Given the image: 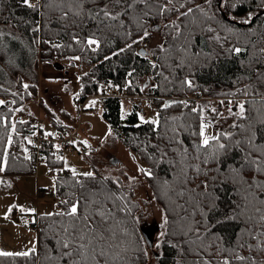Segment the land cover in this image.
<instances>
[{"label": "trees", "instance_id": "obj_1", "mask_svg": "<svg viewBox=\"0 0 264 264\" xmlns=\"http://www.w3.org/2000/svg\"><path fill=\"white\" fill-rule=\"evenodd\" d=\"M32 2L36 3V0ZM105 2L85 0L81 9L76 0H39V7L34 10L23 6L21 0H0V28H4L6 34L23 37L28 47H32L27 65L33 66V69V62L39 56L44 61L59 65L62 64L61 59L79 57L76 59L78 66L86 69L78 76L80 98L104 92L107 84L115 93L125 90L130 96L152 97L159 114L157 124L151 123L152 120H147V123L141 121L139 104L124 112L121 97H103L102 103L103 116L111 130L145 164L144 169H151L153 173L151 177L145 175V178L168 221L165 235L157 244L159 256L155 264H205V261L220 264L225 257L230 264H264V236H256L258 231H264V225L257 222L259 213L254 211L256 207L264 211V204L260 203L264 200V188L259 191L252 189L259 199H253L248 191L253 178L264 182V173L240 167L248 150L243 142L247 132L232 127L234 123H251L259 128L258 120L264 118V96L261 95L264 83L256 75L257 71L264 73V53L259 51L264 48V8L261 7V0H228L224 7H221L220 0H212L211 7L205 0H194L188 6L200 4L210 16L214 15V19L197 13L196 23H188L184 28V18L181 17L179 22L183 35L177 39H173L175 31L163 28V25L176 20L178 13L148 19L144 27H148L150 32L153 26L161 25L163 41L160 44H164L165 51L160 50V44L148 48L152 34L142 42L133 43L143 35V31L129 17H121L126 25L121 27L118 22H101L102 17L93 19L87 14V10ZM233 4L236 6L233 7ZM77 11L80 15H76ZM248 13L253 16L245 24L242 20L247 18ZM209 27L213 31H207ZM216 36L220 39L213 38ZM89 38L98 40V44L89 45ZM127 45L132 46L128 48ZM181 46L187 51H181ZM233 47L245 51L239 54L229 51ZM169 48L171 51H167ZM120 49L125 50L121 52ZM141 50L146 55H138ZM153 63L156 68L151 66ZM186 79L192 81L191 87L184 82ZM10 82L11 77L7 73L0 74V96L11 97L14 101L11 108L0 105V167H4V171L0 172V183L5 177L28 176L34 171L33 156H29L25 149L28 150V136L36 126L21 123L20 119H15V113L25 101L38 93V84L32 83L17 92L15 89L18 87L15 86L18 85ZM246 86H249L247 95L240 91ZM197 92L213 100H225L224 106L228 105L232 110H236L241 101L245 102L249 119L230 115L223 120L226 123L224 129H219L205 113L210 101L183 98ZM173 101L175 103H170ZM165 103H169V107L165 108ZM220 107L218 110L223 108ZM201 115L214 135L232 133L230 138L220 136L219 142L229 145L228 148L220 150L217 141H210L208 146L197 149L201 142L198 135ZM59 127L66 125L60 124ZM10 136L11 144L8 142ZM237 140L242 141L241 144L236 145ZM257 143L264 144V129L258 131ZM5 152L6 165L3 162ZM214 152L217 153L216 160L212 159ZM197 156L199 159L195 158ZM205 158H208V163H204ZM230 167L239 169V174L231 172ZM103 178L99 173H95V179L82 175L56 178L55 191L62 210L52 212L51 216L48 213L42 215L44 227L39 234L36 254L29 257L0 256V264H70L68 258H60L63 249L57 243L70 220L56 213L66 212L71 202L81 196L88 198L89 190H94L97 193L95 199L108 208L113 207L114 200L117 208L126 209L116 211L109 223L115 225L118 237L125 240L129 247L126 253L128 264H149L150 260L153 261L149 252L150 240L136 219L141 204L116 181ZM76 181L84 187L81 188ZM164 181L168 182L167 185ZM203 182L207 183V189ZM180 192H183L182 196ZM205 192L207 195H201ZM109 196L112 199H108ZM245 196H248L247 201ZM212 199H215L217 207L208 212L207 220L201 223L200 209L207 211L205 206ZM66 200L70 201L67 205L62 203ZM245 203L249 204L245 215H238L234 220L223 219L237 205ZM247 216L254 219L249 221ZM117 220L122 223L116 225ZM206 226L210 231H205ZM189 227H199L200 231H189ZM121 228H126L129 235L123 236ZM246 229L251 230V234ZM212 234L222 239H214ZM220 248L232 251L218 252ZM145 251L147 256L143 254ZM237 255L247 259L236 260ZM100 264H104L103 259H100Z\"/></svg>", "mask_w": 264, "mask_h": 264}, {"label": "rangeland", "instance_id": "obj_2", "mask_svg": "<svg viewBox=\"0 0 264 264\" xmlns=\"http://www.w3.org/2000/svg\"><path fill=\"white\" fill-rule=\"evenodd\" d=\"M0 32L3 33L0 35V74L7 73L11 77V82L18 85L15 86L18 87L15 89L17 92L21 88L25 90V84L28 86L32 83L38 84V93L16 110L15 119H19L23 113L40 114L42 127L47 132L55 130L53 124L55 120L73 127L81 122V130L77 136L79 152L67 157V167L71 172L75 169L78 174L88 171L99 173L116 181L119 187L132 194L133 199L141 204L136 219L150 240L147 242L153 261L150 260L149 264H155L159 256L157 244L162 238L161 233L165 231V211L155 200L145 174L140 171L141 168H145V164L122 143L104 118L101 97L87 98L80 121V110L74 101L80 97L79 73L86 69L78 66L76 59H61L62 64L59 65L44 61L40 56L35 63L33 62V69V66L27 65L30 52L33 50L32 47H28L24 38L6 34L4 28H0ZM151 34L148 48H153L163 41L161 29L157 30L153 26ZM204 96L206 97L204 100L210 101L205 109L207 119H210L212 124H217L219 129H224L226 123L223 120L229 118V109L232 108L224 106L225 100H213L210 96ZM2 97L5 101L2 105L11 108L13 99ZM150 100L152 97L148 95L125 97L123 110L126 112L132 105L139 104L140 117L143 116L145 121L157 119V109ZM219 105L223 107L220 110ZM213 108L216 112H212ZM238 111V106L236 110H232L233 113ZM206 134L214 135L211 126L206 128ZM27 154L31 155L29 149ZM31 175L5 177L0 183V250L20 252L33 245L38 249L42 229L40 231L29 229L23 218L25 215L35 218L36 209L42 218V215L56 211L60 205L55 191V179L44 174ZM130 177L136 179L130 180ZM10 206L13 207V211L8 213ZM21 206L25 209H35V212H21Z\"/></svg>", "mask_w": 264, "mask_h": 264}, {"label": "snow or ice", "instance_id": "obj_3", "mask_svg": "<svg viewBox=\"0 0 264 264\" xmlns=\"http://www.w3.org/2000/svg\"><path fill=\"white\" fill-rule=\"evenodd\" d=\"M23 6L30 8V9H37L39 7V0H36V3H33L32 0H21ZM85 0H76L77 5L83 9V4ZM92 3H96V0H91ZM228 0H220L221 7H224L227 4ZM194 3V0H106V2L102 6H97L94 9L87 10V14L92 17L93 19L102 17V21L104 20L109 22H118L121 27H126L124 21L121 19V17H129L133 22L137 24V27L143 31V35L139 36V39L136 41H133V43H139L144 41L147 37L150 36L151 32L148 27H144V23L148 19H152L154 17H164L168 13H178L176 20H170L166 24L163 25V28H169L175 31V36L173 39H177L180 36L183 35L181 23L179 22L181 17L184 18V28H187L188 23H196L197 16L196 14L199 13L201 16L206 17L207 19H214V15L210 16L208 12L205 10V8L200 4H195L194 7L188 6V4ZM205 3L211 7L212 0H205ZM236 4H233V7H235ZM261 7L264 8V0H261ZM69 8L71 9V4H69ZM181 9H184L181 11ZM67 16V13L64 14ZM76 15H80V12L77 11ZM253 14L248 13L247 18L243 19L242 22L247 24L251 21ZM110 26V25H106ZM155 29L160 30L161 25L157 24L154 26ZM37 29H33V31H36ZM207 31L211 32L213 31L212 28H208ZM228 31H232V29H228ZM131 35V33H128ZM0 35H3L2 32H0ZM75 38V37H74ZM216 40H219L220 37L216 36L213 37ZM88 44H98V40L89 38ZM132 45H127L128 48H131ZM58 47V45H57ZM161 51H165L164 44H160L158 46ZM125 49H120L121 52H123ZM181 51H187V49L183 46L180 48ZM167 51H171V48L167 49ZM229 51L235 52L237 54L241 53L242 51H245V49H242L240 47H233L229 49ZM261 53H264V48H261L259 50ZM115 55V53H114ZM138 55L144 56L146 53L141 50ZM199 55V54H197ZM74 59H79V57H74ZM107 59V57H106ZM153 68H156L157 65L153 63L151 65ZM162 74V73H158ZM131 75V73H129ZM257 79L260 80L262 83H264V73L257 71L256 73ZM167 79V77H165ZM185 83H187L190 87L192 86L191 80H185ZM25 88L28 87L27 84L24 85ZM147 87V85H145ZM247 87L245 89L240 90L243 91L245 95H247ZM143 90V89H141ZM262 96H264V93H261ZM5 101L0 100V105L4 104ZM95 101L92 102L94 104ZM170 103H175L170 102ZM165 108L169 107V103H165L163 105ZM238 112L233 113L231 109H229V114L239 117L240 119L248 120L249 117L246 116V109H245V102L241 101L238 104ZM193 111H196V109H193ZM212 112H216V109H212ZM159 114L157 113V117ZM141 121L147 123L148 121L144 120V117H140ZM175 119V118H173ZM201 123L199 126V133L198 135L201 137L200 145H197V149H199L200 146H208L210 141H217L218 148L220 150H224L229 147V145H226L224 143H220V136L223 135L225 137H231L232 133H221L217 135L209 136L206 134V128L208 127L207 124H205L204 120L205 117L201 115L200 117ZM23 123V121L21 122ZM153 124L158 123V119H153L151 121ZM259 128L256 127L254 124H233L232 127H239L242 130L247 132V135L245 136L244 143L247 145L248 150L244 153L243 157V163L241 164V168L244 167H250L254 168L256 172L258 173H264V144L257 143V134L258 131L264 129V118H261L258 120ZM13 131H15V124L12 125ZM46 135H51V133H47ZM9 144L12 143L11 137H9ZM242 141L237 140L235 141L236 145L241 144ZM28 143L31 144L32 141L29 139ZM75 143V142H73ZM86 143V142H85ZM57 148L60 146L57 145ZM27 151V149H25ZM241 151H244L243 149ZM257 153V155H253V153ZM187 154V151L185 150V155ZM196 159H199V156L195 157ZM59 159H63V157H59ZM212 159H217V153L212 154ZM4 164H7V152H5L4 155ZM204 163H208V158H205ZM4 171V167H0V172ZM141 172H143L146 176L151 177L153 175L151 169H140ZM197 171L199 172L200 169L197 166ZM219 171V169H217ZM230 171L236 174H239V169L231 168ZM73 176L76 175H82L84 177H87L89 179H95V172L88 171L84 172L82 174H78L75 169H72ZM103 179H108L107 177H104ZM130 180H135L136 177H130ZM215 179V178H213ZM77 184L80 185L81 188L84 187V185L80 181H76ZM164 183L167 185V181H164ZM204 183L205 189H207L208 185L206 182ZM255 188L256 191H259L261 188H264V182H257L255 178H253L252 183L248 185V191L252 193L253 199H259L258 196L255 195V192H252V189ZM97 193L94 190H89V196L88 198H85L84 196H81L78 198L75 202H71V207L66 211H62L59 213H56V215L59 216H67L69 217L70 223L63 228L64 235L63 237L57 241V243L60 245V247L63 249L61 253V259L68 258L70 261V264H100V259L104 260V264H128V257L126 256V253L129 251V247L126 246V242L123 239H120L118 237L116 227L115 225L109 223V221L113 220L115 217L116 211H125L126 209L121 207L117 208L115 205V201L113 200V207L108 208L106 204L102 203L100 200L95 199V196ZM114 195V194H113ZM179 195H183V192H180ZM201 195H207V193H202ZM108 199H112L111 196L108 197ZM120 199H124V197H120ZM244 200H248V196L244 197ZM64 204H69L70 201H62ZM261 204H264V200H260ZM199 207V206H198ZM207 208V211H204L203 209H200L201 215L203 217V220L201 223L207 220L208 212H212L216 209L217 205L215 203V199H212L209 204L205 206ZM249 207L248 203H245L243 205H237L234 209H232L231 213L229 215H226L223 219L224 220H234L238 217V215H245L247 209ZM81 208H83V212H81ZM91 208L92 210L89 211L88 209ZM13 211V207L10 206L8 209V213H11ZM21 212H35V209H25L24 207H20ZM130 211V210H128ZM256 213H259L258 216V223H261L264 225V211L261 210V208L256 207L254 209ZM6 213V216L7 214ZM47 215L51 216L52 213H48ZM98 218V219H97ZM253 216H247V220L251 221L253 220ZM167 217L165 216V223H167ZM218 223L222 221H217ZM122 221L117 220L115 222L116 225L121 224ZM189 231H195L199 232V227L192 228L189 227ZM205 231H210V229L206 226ZM248 231L249 234H251V230H245ZM120 233L123 236H128L129 233L126 228H121ZM165 233H161V236H164ZM214 239H222L221 237L217 236L216 234H212ZM256 236H264V231H258L256 233ZM199 239V237H197ZM159 245H157L158 247ZM243 247V245H241ZM249 248L252 247V245H248ZM225 251H232L228 248H220L218 249V252H225ZM37 252V249L35 245L33 247L27 249L26 251H20V252H8L0 250V256H7V257H29L31 255H35ZM145 256H147V252L145 251L143 253ZM138 258V257H137ZM236 260L244 261L247 259V257L237 255L235 256ZM205 264H210V262L205 261ZM220 264H230L229 260L225 257Z\"/></svg>", "mask_w": 264, "mask_h": 264}, {"label": "built area", "instance_id": "obj_4", "mask_svg": "<svg viewBox=\"0 0 264 264\" xmlns=\"http://www.w3.org/2000/svg\"><path fill=\"white\" fill-rule=\"evenodd\" d=\"M99 96L129 97L125 90L120 91L119 94L113 92L110 84L106 85L104 92ZM183 98L186 100L206 99L202 92ZM0 100L3 101V97H0ZM86 102L87 99L82 98L75 101V104L80 109V121ZM19 118L25 124L36 126V129L29 135V139L32 141L29 150L30 154L33 155V174H44L52 178L72 176L71 170L66 165V160L69 155H74L79 152L77 136L81 130V122L76 127H58L54 131L47 132L41 126L40 116L23 113ZM47 133H51V135H46ZM57 145L60 147L57 148ZM59 157H63V159H59ZM23 219L28 228L33 231H40L44 227V221L40 218L38 211L36 212L35 218H32L30 215H25Z\"/></svg>", "mask_w": 264, "mask_h": 264}, {"label": "crops", "instance_id": "obj_5", "mask_svg": "<svg viewBox=\"0 0 264 264\" xmlns=\"http://www.w3.org/2000/svg\"><path fill=\"white\" fill-rule=\"evenodd\" d=\"M54 97H52L53 99ZM40 115V114H39ZM53 124H54V127H55V130L58 128V126L60 125V123L58 121H53ZM68 125V124H67ZM44 129V128H43ZM45 130V129H44ZM32 176V175H31ZM34 177V176H33ZM37 182H38V178H37ZM61 208L58 206L57 207V210L56 211H59Z\"/></svg>", "mask_w": 264, "mask_h": 264}]
</instances>
